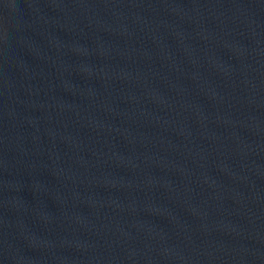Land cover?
<instances>
[{
  "label": "water",
  "instance_id": "1",
  "mask_svg": "<svg viewBox=\"0 0 264 264\" xmlns=\"http://www.w3.org/2000/svg\"><path fill=\"white\" fill-rule=\"evenodd\" d=\"M0 264H264V0H0Z\"/></svg>",
  "mask_w": 264,
  "mask_h": 264
}]
</instances>
